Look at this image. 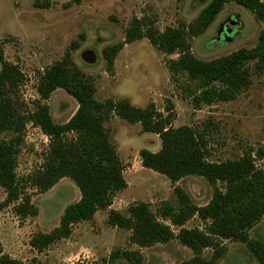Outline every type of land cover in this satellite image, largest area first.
<instances>
[{"label": "rangeland", "instance_id": "374dc122", "mask_svg": "<svg viewBox=\"0 0 264 264\" xmlns=\"http://www.w3.org/2000/svg\"><path fill=\"white\" fill-rule=\"evenodd\" d=\"M70 1L0 0V41L5 59L17 65L24 76L20 95L30 109L38 100V75L60 61L69 45L78 41L79 48L71 52V60L93 79L97 101L127 100L137 108L153 104L163 115L171 104V126H189L197 131L207 144L210 161L237 159L251 152L256 166L264 170V155L260 158L256 154L264 144V74L253 75L250 87L235 100L195 109L183 93L185 79L172 81L166 68L176 55L164 54L143 38L124 46L114 60L112 73L106 71L101 55L104 47L123 41L133 19L147 18L160 32L176 29L192 23L211 0H80L66 7ZM263 29L264 25L249 11L228 4L203 34L191 40V52L196 59L211 61L242 48L252 49ZM87 53L95 56V63L83 59ZM43 103L53 122L60 125L68 122L77 109L76 102L61 89ZM105 128L123 165L127 187L115 195L107 210L74 225L68 238L38 253L30 246L32 237L56 229L64 209L77 202L80 193L66 178L43 194L26 186L24 192L36 207L37 216L21 220L12 206L0 212V226L5 229L1 242L11 254L17 247L22 251L17 260L28 264H130L120 258L112 260L111 254L117 251H138L142 256L140 264H181L192 258L191 251L176 240L138 249L129 242L130 231L107 224L108 212L125 214L130 205L138 202L147 203L155 211L164 202H175V187L201 207L210 201L213 187L193 176L172 184L166 177L144 169L139 151L157 152L160 140L157 135L143 133L139 124L112 117ZM47 144L38 129H24L16 166L19 178L40 167ZM4 199L0 188V202ZM185 228L203 230L204 225L194 217ZM172 230L177 232L176 228ZM248 234L252 240L264 243V216ZM221 244L224 254L218 264H259L245 245L234 241ZM202 256L210 258L212 250L203 251Z\"/></svg>", "mask_w": 264, "mask_h": 264}, {"label": "trees", "instance_id": "16d2710c", "mask_svg": "<svg viewBox=\"0 0 264 264\" xmlns=\"http://www.w3.org/2000/svg\"><path fill=\"white\" fill-rule=\"evenodd\" d=\"M79 2L71 0L66 7ZM228 4L246 9L264 25L261 0H211L192 23L163 32L147 18H135L125 30L123 41L103 48L106 71L112 73L114 60L125 45L145 38L164 54L177 56L166 63V68L172 81L185 79L183 93L195 109L235 100L250 87L253 75L264 74V29L252 49L242 48L211 61L196 59L191 52V40L203 34ZM34 6L39 7L37 3ZM79 45L78 41L72 42L60 61L38 75V100L30 109L20 95L24 76L17 65L5 59L0 41V188L5 193L0 212L12 206L21 220L35 217L38 211L24 192L26 186L43 194L62 179L71 180L80 198L64 209L56 229L32 237L31 248L41 253L68 238L74 225L88 222L98 211L107 210L115 195L127 187L123 165L105 128L112 117H117L129 124H139L143 133L158 136L157 152L139 151L144 169L166 177L172 184L185 177L202 178L213 187V193L206 205L198 207L181 188L175 187L174 203L164 202L155 211L143 202L130 205L125 214L110 210L107 224L130 231L129 242L138 249L178 241L192 253V258L181 264H218L224 254L223 241L245 245L258 263L264 264V243L252 240L248 234L264 216V170L256 166L251 152L237 159L213 162L197 131L189 126H171V104L163 115L153 104L137 108L127 100L97 101L93 79L71 60V52ZM57 89L65 91L77 104L76 112L62 125L53 122L43 103ZM28 122L39 127L49 143L40 167L19 178L17 158ZM256 154L263 157L264 144ZM194 217L203 223V230L185 228ZM207 249L212 250L210 258L202 256ZM110 258L130 264L142 261L138 251H117ZM0 264L28 263L5 254L0 244Z\"/></svg>", "mask_w": 264, "mask_h": 264}, {"label": "crops", "instance_id": "0c3cea01", "mask_svg": "<svg viewBox=\"0 0 264 264\" xmlns=\"http://www.w3.org/2000/svg\"><path fill=\"white\" fill-rule=\"evenodd\" d=\"M4 231H5V229L2 228V226H0V243H1L2 247H3V251H4L5 254L9 255L11 258L17 260V259H18V258H17V255L20 254V252H22V251L19 250L18 247H17V248H14V249H13V252H12V254H11V252L9 253V251H7V250L4 248V245H3V243L1 242V238H2V236H3V234H4ZM14 252H15V253H14ZM13 253H14V254H13Z\"/></svg>", "mask_w": 264, "mask_h": 264}, {"label": "water", "instance_id": "95a60500", "mask_svg": "<svg viewBox=\"0 0 264 264\" xmlns=\"http://www.w3.org/2000/svg\"><path fill=\"white\" fill-rule=\"evenodd\" d=\"M83 59L89 64L95 63V56L91 53L85 54Z\"/></svg>", "mask_w": 264, "mask_h": 264}, {"label": "built area", "instance_id": "2783aa9c", "mask_svg": "<svg viewBox=\"0 0 264 264\" xmlns=\"http://www.w3.org/2000/svg\"><path fill=\"white\" fill-rule=\"evenodd\" d=\"M29 127H33V128H35V129H38V130L40 131V133L46 138L47 143H49L48 137H47L46 135H44V134L41 132V130H40L39 127L35 126L32 122H28V123L25 125V128H29ZM47 146H48V144H47Z\"/></svg>", "mask_w": 264, "mask_h": 264}]
</instances>
